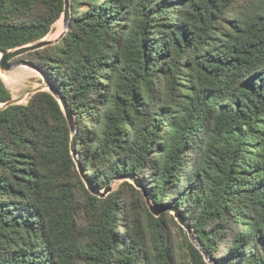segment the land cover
Masks as SVG:
<instances>
[{"label":"trees","instance_id":"obj_1","mask_svg":"<svg viewBox=\"0 0 264 264\" xmlns=\"http://www.w3.org/2000/svg\"><path fill=\"white\" fill-rule=\"evenodd\" d=\"M63 10L0 0V50L44 38ZM71 13L59 42L22 56L75 114L91 183L132 174L163 211L128 180L92 194L59 100L39 90L0 108V264H209L170 207L220 264H264V0H71Z\"/></svg>","mask_w":264,"mask_h":264},{"label":"water","instance_id":"obj_2","mask_svg":"<svg viewBox=\"0 0 264 264\" xmlns=\"http://www.w3.org/2000/svg\"><path fill=\"white\" fill-rule=\"evenodd\" d=\"M63 17V23H64V30L60 34V36L56 39H47V38H42L40 40H37L33 43L26 44L20 47L12 48L9 50H0L1 57H0V69L2 71H9L13 67L17 65H28L34 69H36L42 76V79L44 81L45 87H47V90L50 91L60 102L61 107L65 113V116L68 120L70 129H71V141H70V149L71 153L74 157V160L76 161L78 171L83 179V181L86 184V187L88 190L99 197H105L107 196L110 192L113 191V183L115 180H130L137 188L142 189L147 206L150 210L151 213L154 215H159L163 210L155 205L151 198L150 195L148 194V191L146 187L142 184L141 180L139 177L134 176L132 174L124 175L118 178H115L112 180L107 186H105L102 189L96 188L88 178L80 160L79 156L76 150V136L78 133V123L76 121V116L73 113L71 107L68 105L66 98L58 91V89L49 81L48 77L44 73L43 70H41L38 66H36L34 63L31 61L25 60V59H19L17 61H14L15 59L21 57L22 55L31 52V51H36L39 49H42L44 47L53 45L57 42H59L62 37L66 34L68 29L70 28L71 21H72V13H71V0H64V10L62 13ZM42 90V89H39ZM37 90V91H39ZM13 104H18V100L16 99H10L9 101L3 103L0 108L7 107L9 105ZM171 212L174 214L176 220L178 223L185 229L187 232L190 240L194 243V245L201 251V253L204 255V258L207 263L209 264H220V262L215 259L213 256H211L202 246L199 237L197 236L194 228L192 227L191 223L187 220V218L180 212V210L177 207H170L169 208Z\"/></svg>","mask_w":264,"mask_h":264},{"label":"rangeland","instance_id":"obj_3","mask_svg":"<svg viewBox=\"0 0 264 264\" xmlns=\"http://www.w3.org/2000/svg\"><path fill=\"white\" fill-rule=\"evenodd\" d=\"M63 25V17L61 16L53 25V30L45 36V38L50 39L54 33L60 29ZM25 60H28V57L22 56ZM20 58L15 59L14 61L19 60ZM8 75L5 81L7 87L11 91L12 99L18 100V104H25L29 101L32 94L37 92V90H47L45 87L44 81L41 74L34 68L28 65H17L9 71H3ZM2 104L0 103V106ZM124 180H115L113 183L114 189L118 188L120 183ZM130 181V180H129ZM173 214V213H172ZM174 238L176 245L178 246V258L180 262L184 261L185 252L183 250V237L179 234L177 230H174Z\"/></svg>","mask_w":264,"mask_h":264},{"label":"bare ground","instance_id":"obj_4","mask_svg":"<svg viewBox=\"0 0 264 264\" xmlns=\"http://www.w3.org/2000/svg\"><path fill=\"white\" fill-rule=\"evenodd\" d=\"M63 30H64V23H63L62 27L60 29H58L50 39H56V38H58L60 36V34L62 33ZM0 57H1V53H0ZM0 75L4 79H7V77H8V75L6 73H4L1 69H0Z\"/></svg>","mask_w":264,"mask_h":264}]
</instances>
